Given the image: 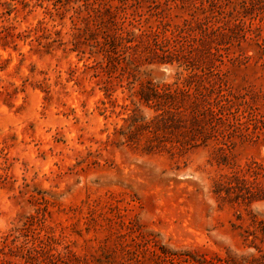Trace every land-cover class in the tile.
<instances>
[{
    "label": "rangeland",
    "instance_id": "rangeland-1",
    "mask_svg": "<svg viewBox=\"0 0 264 264\" xmlns=\"http://www.w3.org/2000/svg\"><path fill=\"white\" fill-rule=\"evenodd\" d=\"M165 1L136 11L168 37L185 32L171 53L145 40L126 51L132 87L189 78L203 96L178 110L138 104L134 127L122 106L136 98L109 60L119 0H87L84 53L70 49L72 12L0 0V238L27 223L29 238L68 253L28 264H264V0ZM55 31L64 44L46 46ZM212 87L226 97L223 122L204 110Z\"/></svg>",
    "mask_w": 264,
    "mask_h": 264
},
{
    "label": "trees",
    "instance_id": "trees-1",
    "mask_svg": "<svg viewBox=\"0 0 264 264\" xmlns=\"http://www.w3.org/2000/svg\"><path fill=\"white\" fill-rule=\"evenodd\" d=\"M46 1L48 4L44 7V10L50 16L62 17L66 12H72L69 16L71 20L72 28V39L71 50L79 51L81 53L85 52V47L88 46V30H87V20L91 16L88 12V2L87 0H76V6H70L72 0H37ZM169 1V0H168ZM165 1V5L167 2ZM140 0H119L118 5L111 6V42L114 47V51L109 54V60L117 61L118 63V81L121 82V77L126 76L127 79V89L130 91V96H135L136 100H131V104L124 105L122 108L129 111L127 118L124 119L125 122H129L130 126L138 127V117L137 110L138 104H146L159 109H173L178 110L177 102H185L192 100V98H197L198 96H203V92L199 89V86L193 84L189 81V78H184L180 83L174 82L173 84H166L163 86L153 85L151 82H141L137 89H133L132 84L135 81L134 71L137 69V65L133 63L131 59L125 57L127 50L134 49L138 46L140 40H145L148 49L153 51L160 50L162 52L171 53L174 47L172 42H176L177 37L180 36L185 30L180 27H176L171 30V37H168L164 32L160 31L161 25H163L162 20L158 19L160 27L154 28L148 24V17L142 16V14L137 13L136 8ZM27 4V3H26ZM127 8H133L132 14L126 12ZM83 10L88 12V16L83 15ZM165 23V22H164ZM45 32L47 29L43 26V23L30 30L35 36V41L41 43L40 36L38 32ZM55 38L45 44L49 46L53 43H58L59 45L64 44L59 38V31H55ZM118 46V56H116V46ZM44 46V45H43ZM115 55V56H114ZM131 78V80H129ZM111 83V79L108 84ZM106 90H110V87H106ZM214 95L213 101H208L206 108L204 109L210 117L216 120L222 121L223 119L221 110L226 108L225 105V95L219 89L210 90V96ZM146 126V125H145ZM148 128V126H146ZM30 231V227L27 223H24L22 227L12 230V233L4 235L0 238V264L8 263L6 255L19 256L24 259L25 264H28L29 260L39 261V257H50L53 261L64 262L67 260L66 252H53L52 244L50 243V236H40L35 234L34 237L29 238L27 232ZM23 237V240H22ZM21 238V240H20ZM169 256L167 264H232L227 260H206L203 258L201 261L196 260L194 257L189 256L188 258L181 257L179 255L173 254ZM166 261V260H165ZM16 264V263H15Z\"/></svg>",
    "mask_w": 264,
    "mask_h": 264
}]
</instances>
